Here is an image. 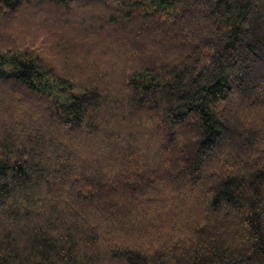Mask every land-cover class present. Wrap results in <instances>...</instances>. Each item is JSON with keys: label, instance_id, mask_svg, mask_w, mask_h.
Returning a JSON list of instances; mask_svg holds the SVG:
<instances>
[{"label": "trees", "instance_id": "obj_1", "mask_svg": "<svg viewBox=\"0 0 264 264\" xmlns=\"http://www.w3.org/2000/svg\"><path fill=\"white\" fill-rule=\"evenodd\" d=\"M0 264H264V0H0Z\"/></svg>", "mask_w": 264, "mask_h": 264}, {"label": "rangeland", "instance_id": "obj_2", "mask_svg": "<svg viewBox=\"0 0 264 264\" xmlns=\"http://www.w3.org/2000/svg\"><path fill=\"white\" fill-rule=\"evenodd\" d=\"M61 98V97H60Z\"/></svg>", "mask_w": 264, "mask_h": 264}]
</instances>
